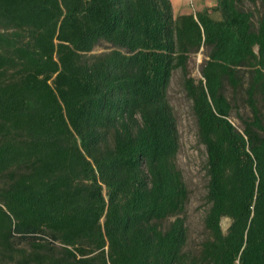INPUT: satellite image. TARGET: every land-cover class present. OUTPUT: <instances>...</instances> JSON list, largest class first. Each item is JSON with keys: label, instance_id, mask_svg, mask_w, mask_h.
Listing matches in <instances>:
<instances>
[{"label": "trees", "instance_id": "16d2710c", "mask_svg": "<svg viewBox=\"0 0 264 264\" xmlns=\"http://www.w3.org/2000/svg\"><path fill=\"white\" fill-rule=\"evenodd\" d=\"M214 1L0 0V264H264V0ZM176 71L206 149L195 251Z\"/></svg>", "mask_w": 264, "mask_h": 264}, {"label": "rangeland", "instance_id": "374dc122", "mask_svg": "<svg viewBox=\"0 0 264 264\" xmlns=\"http://www.w3.org/2000/svg\"><path fill=\"white\" fill-rule=\"evenodd\" d=\"M245 1L248 7L255 10L257 18L260 14L259 6L254 5L251 0ZM172 2L176 14L196 12L198 9H203L206 6L212 7L215 4L214 0H172ZM106 47V44H100L95 51H102ZM206 53V49H202L191 57L190 73L197 79L202 77L201 67L206 58ZM169 99L177 115L181 138L178 164L190 189V202L186 211L189 232L188 248L195 251L206 236L204 227V216L207 208L205 200L207 183L206 149L198 140V128L192 110V102L184 90L180 71L174 72L172 77L169 86ZM241 111H245L243 107ZM232 119L236 124L240 123L235 114H233ZM229 223V218H223L222 225L225 230Z\"/></svg>", "mask_w": 264, "mask_h": 264}]
</instances>
